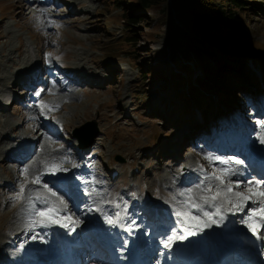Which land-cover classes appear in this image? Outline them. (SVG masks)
Listing matches in <instances>:
<instances>
[{
	"label": "rangeland",
	"instance_id": "rangeland-1",
	"mask_svg": "<svg viewBox=\"0 0 264 264\" xmlns=\"http://www.w3.org/2000/svg\"><path fill=\"white\" fill-rule=\"evenodd\" d=\"M123 1L128 3L124 9L112 0H0V102L6 110L0 111V240L6 242L14 231H21L28 225L27 200L16 202L14 199L20 184L25 182L20 172L23 167L34 159L40 164L39 161L52 156H67L75 164L83 162L80 157H74V150L66 143L65 136L68 139L74 136L84 142L93 136L86 156L94 166V173L92 177L86 176L85 181L95 183L85 185V188L95 187L97 192L90 198L84 197V203L80 199L84 189L80 194H74L68 201L67 214L73 219L88 217L87 207L94 202L105 206L114 204L122 196L125 200L120 207L125 203L134 204L135 199L146 209L149 198H153V202L174 204L173 196L182 199L179 192L196 189L203 179L193 183L190 181H194L195 176L185 178L181 174L189 166L198 164L200 150L205 148L199 140L194 142L196 147L187 146L190 141L180 142L187 125L197 131L213 132L221 138L230 123L239 120L256 128V132L253 141L243 129L236 132L238 137L248 139V143L256 146L264 144L261 142L264 127L256 123L264 124V119L250 107L261 97V94L256 97L255 94L264 92V0H247L244 3L246 10L235 11V31L231 37L223 36L221 41L199 35L177 16L173 8L170 17L158 14V11L147 13V21L131 27V33L136 36L128 38L131 36L126 32L123 14L125 9H135V0ZM209 49L231 57L227 63L232 66L233 75H226L225 80L209 81L206 92L199 85L204 78L203 65L221 66L213 59L216 54L210 53ZM40 62L44 63L40 77L29 86L23 84L22 74ZM69 68L95 77L94 81L88 78L82 84L74 83L65 74ZM218 81L220 90L214 84ZM187 82H190L188 88L184 86ZM192 85L202 92L193 95ZM23 88H31L29 90L34 94L43 89L38 103L43 100L45 104L58 105V110L47 112L45 116L49 119L45 116L37 120L22 117L19 114L22 105L6 106L5 99L18 91L24 94L23 97H30ZM49 91L55 95H50ZM220 120L224 123L222 126L217 124ZM13 125L19 126L16 132L10 128ZM38 125L44 126L43 136L31 134ZM23 135L25 142L33 145L36 152L30 156L32 160L20 162L18 170L15 160L25 148L16 144L23 140ZM45 135H50L55 143L49 144ZM36 136L40 137L36 140ZM177 140L179 142L172 145ZM186 146L188 159L187 153H183ZM230 149L235 150V147ZM177 154L179 160L174 159ZM180 155L184 159H180ZM222 156L212 157L222 159ZM6 157H11L10 161L1 162ZM240 157L237 153L234 158ZM206 165L211 169L204 167V174H211L221 167ZM64 166L71 167L72 164L65 163ZM114 168L120 170V176L110 180ZM41 169L40 164V167L36 166V172L30 171L29 179ZM135 170L136 178H133L130 174ZM69 171L77 169L69 168ZM43 179L47 182L48 175ZM187 181L188 186L183 188ZM39 187L28 185V188ZM30 194L36 193L26 191L25 198ZM80 207H85L84 211ZM108 208L114 214L115 210ZM249 209L245 207L236 225L224 220L219 227L211 226L212 230L222 240L224 238L226 244H240L238 233L244 228L241 217ZM138 219L144 218L138 216ZM205 230L199 233L203 237L207 234ZM24 237L4 245L5 249L17 252L7 257L12 264L14 258L30 249L28 244L23 245ZM44 243L47 244L43 242L37 246Z\"/></svg>",
	"mask_w": 264,
	"mask_h": 264
},
{
	"label": "snow or ice",
	"instance_id": "snow-or-ice-1",
	"mask_svg": "<svg viewBox=\"0 0 264 264\" xmlns=\"http://www.w3.org/2000/svg\"><path fill=\"white\" fill-rule=\"evenodd\" d=\"M55 87L56 84L53 82L52 88L55 89ZM42 91L43 89L36 91L35 95L39 97ZM49 94L55 95V92L49 91ZM38 107L41 115H47L49 111L58 110L59 106L45 104L41 100ZM257 123L264 127L261 121H257ZM44 138L49 144L55 143L50 135H45ZM261 142H264V137L261 138ZM53 151L59 152L60 149H54ZM205 159L210 164H218L222 167L214 169L211 174L205 173L202 182L198 184L196 189L190 188L187 191L179 192L178 196L182 199H177L176 196L172 197V200L175 201L172 216L175 219L171 220L170 223L165 222L166 226L161 233L162 238L160 240L163 249L171 250L175 242L184 241L213 225L219 227L228 213L235 215L244 212L249 202L255 207L250 208L249 212L241 217V223L257 240L264 238V178L261 180L248 179L241 186L240 182L234 183L231 180V177L238 172L235 166L243 163L241 159H217L212 156H205ZM39 163L42 165V169L37 174L32 175L30 179L29 173L30 171L36 172L37 161H32L20 170L25 182L20 184L19 192L14 198L21 202L27 200V209L31 211L27 227L34 229L36 227L48 228L52 225H59L67 229L72 225L70 231H75L83 221L73 219L67 213L69 210L68 201L73 199L75 193L81 191L80 186L75 183L78 177L76 174H59L68 173L69 169L64 167L65 163H71L73 168L77 165L72 163L67 156H52L50 159L45 157ZM216 172H219V175ZM45 175L56 177V179L46 182L43 179ZM49 183L53 187H49ZM83 183L90 185L94 184L95 181H84ZM29 184L39 185L40 187L39 189L28 188ZM53 188H56V190L54 191ZM26 191L36 194H30L25 198ZM83 191L90 197L97 192L95 187L85 188ZM246 192L247 194H245ZM65 197L68 199L66 200ZM37 202L43 207H37ZM87 211L99 212L103 216L105 224L112 228H122L129 235H132L140 227L136 224L135 219H129L126 223H121L122 219L128 215L126 206L123 216L120 212L108 215L96 202L88 206ZM144 212L145 216L151 214L150 209H145ZM37 235L39 234L34 235L32 239H36ZM253 243L255 242L253 241ZM126 245L127 240L125 239L121 247L126 249ZM161 255H163V252H161Z\"/></svg>",
	"mask_w": 264,
	"mask_h": 264
},
{
	"label": "bare ground",
	"instance_id": "bare-ground-1",
	"mask_svg": "<svg viewBox=\"0 0 264 264\" xmlns=\"http://www.w3.org/2000/svg\"><path fill=\"white\" fill-rule=\"evenodd\" d=\"M68 1V0H67ZM27 2V1H26ZM27 3H29V2H27ZM31 7H29V9H30ZM43 68H44V63L42 62V69L36 74V75H34L32 78H31V80H32V82H31V84L33 83V82H35V80L36 79H38V77H39V74H42V72H43ZM30 71V68L28 69V70H26V72H29ZM70 71H72V72H74V74L76 75V76H79V77H82L81 79H82V81L84 82V81H86L88 78H90V79H92V81H94V78L95 77H93V76H86L85 74H83V73H80L78 70H76V68H70ZM26 72L24 73V74H22V80H24V76H26ZM41 81V80H40ZM25 82H26V80H25ZM31 94V93H30ZM203 104V103H202ZM2 105V104H1ZM197 105H199L200 106V104H197ZM203 107V106H202ZM1 114H2V112H1ZM205 119L203 118V120L202 121H204ZM198 122V121H197ZM12 124V123H11ZM15 124V123H14ZM196 124H198V126H199V122L198 123H196ZM217 124L219 125V126H222L224 123H223V121H218L217 122ZM217 124H216V126H217ZM11 128V130L12 131H14V132H16V130L19 128V126H16V125H13V126H11L10 127ZM241 129H243V130H245L246 132L245 133H248V134H250V138H248V139H250V140H254V139H252V137L254 136V134L253 133H255L256 132V128H254V127H252L250 124H246V123H234L232 126H229L228 127V131H225L223 134H222V137H226V139H228V140H226V141H224L223 140V142L220 144V138H218L216 135H214V133L213 132H210V133H206V132H203V130L202 131H197V130H195L194 129V127L193 126H191V125H187L186 127H184V129H183V135L181 136V143H188L189 141V143L187 144V146L188 145H192V146H195V143L194 142H196V140H199V142H200V144L205 148L204 150H200V153H199V159H200V161H199V166L200 167H207V169L209 168V169H211V167L209 166H207L206 164H209V161L208 160H206L205 159V156H214V155H216V151H215V144L217 143H219V146H218V148L221 150V151H226V147H228V146H230L232 143H234L232 146H234L235 148H238L239 147V145L241 144V143H243L242 141H240V140H238V139H236V132H239V131H241ZM39 131H41V130H32L31 131V134H36V133H38ZM244 133V134H245ZM44 135V132L41 134V136H43ZM244 136V135H243ZM185 137V138H184ZM22 138H23V140H21V141H18L19 139H20V136H18V137H16L15 139L18 141V143L16 144V146H20V147H24V148H27V146H28V144L25 142L26 141V137H25V135H23L22 136ZM184 138V139H183ZM193 138V139H192ZM14 139V140H15ZM182 139H183V141H182ZM15 140V141H16ZM15 141H12V142H15ZM28 141V140H27ZM40 141V140H39ZM39 141L36 143V144H38L39 143ZM174 143H172V145H174V144H176L177 142H179L178 140L177 141H173ZM170 145V144H169ZM187 146L184 148V150H183V153L185 154V153H187ZM231 146V147H232ZM166 147H168V144L166 145ZM196 147V146H195ZM84 148H86L87 149V147H84ZM229 149H230V147H229ZM36 152V149L34 150H31V151H29V152H27V151H23L22 153H21V155H20V157H18V160H15V161H17L18 162V170L21 168V165H20V162L21 163H25L28 159H30V156L32 157V155L34 154ZM17 153V152H16ZM221 155H223L222 156V159H229V158H234L235 157V155H236V153H230V152H228L227 151V153H224V152H222V153H220ZM47 156H49V155H47ZM181 156V158L180 159H184V157L182 156V155H180ZM178 157H179V155L177 154V155H175L174 156V159H178ZM188 157H189V155H188V153H187V156H186V158L188 159ZM9 158L11 159V157H6V158H4V159H2L1 160V162H4L5 163V161L6 160H8V162L10 161L9 160ZM34 158V157H33ZM30 160H32V159H30ZM30 160H28V161H30ZM35 160V159H34ZM179 160V159H178ZM26 165V164H25ZM36 166L37 167H40V164H36ZM219 166H221V165H219ZM64 167H69V166H64ZM222 167V166H221ZM70 168V167H69ZM68 168V169H69ZM192 168H194L195 169V167H193L192 166ZM237 169H238V172H237V174L236 175H234V176H232L231 177V180L232 181H234V183L235 182H240L241 183V186H243V183L245 182V180H244V178H243V175H244V172H245V169L244 168H242V167H236ZM117 169V168H116ZM118 170V169H117ZM241 171V172H240ZM148 172V170L146 171V173ZM203 172H204V170H203ZM240 172V173H239ZM146 173H145V176H146ZM165 175H166V173H165ZM217 175H219V174H217ZM191 176V175H190ZM203 176H204V173H202L200 176H199V178L196 180V181H190V182H199L200 180H202L203 179ZM138 178V177H137ZM188 183H189V181L187 182V183H185L182 187L184 188V187H186V186H188ZM149 184H151V186L153 185V182H152V179H150L149 180ZM153 191L155 192V189L153 188ZM79 194L81 193V191L80 192H78ZM154 195L156 196V193H154ZM90 198V197H89ZM80 199L82 200V202L84 203V201H86V199H84V197L83 196H81L80 195ZM125 200V198L124 197H122V196H119L116 200H115V203L114 204H108V205H105V206H101L102 208H103V210H105V213H107L108 215H110V210H109V208L108 209H106L107 207H112V210H117V211H120V203L122 202V201H124ZM127 200V199H126ZM133 201V200H132ZM149 202H150V204L146 207V209H149L150 207H152L153 209H161V207L162 206H167V207H169V205L168 204H166V203H162V202H153V198H149V200H148ZM16 202H18L17 200H16ZM125 206L127 207V209H128V211H127V217L126 218H124L125 220H129V219H135V221L136 222H138L139 223V221H137L138 220V214L139 213H142L143 215L145 214V212H144V208H142V202L140 201V203L138 202V204H129V203H125ZM41 207V206H40ZM252 207H254V206H252ZM80 208H82V211H84V209H85V207H80ZM73 210L74 211H76L77 209L75 208V207H73ZM123 210H124V208H123ZM134 210H138L139 211V213H137L136 214V211H134ZM121 212V211H120ZM90 213V212H89ZM229 214V213H228ZM228 214H227V216H226V218H228ZM143 215H141V216H143ZM242 215V213H238V218L240 217ZM30 216H31V211L27 214V216H26V219H29L30 218ZM123 216V215H122ZM92 217H97V219H99V221L100 222H103L104 220H103V216L99 213V212H93V213H91V214H89V216L88 217H84L83 216V218L81 219L82 221H88V220H90L89 222H90V225L92 224ZM124 219H122V220H124ZM227 220H230V219H227ZM158 221L159 222H167V221H165L164 220V218L163 217H160L159 219H158ZM29 222V221H28ZM97 223H98V221H97ZM167 223H170V222H167ZM102 225V224H101ZM108 225L107 224H105V227H107ZM88 228V227H87ZM228 228V227H227ZM6 229H7V227H6ZM231 229V228H230ZM84 231H86V232H89L90 230L89 229H83ZM230 231V230H229ZM205 232L207 233L206 234V237H210V236H212L211 237V239H209V240H207L205 243H204V245H201L204 241H205V238H201V239H199L197 236H193L192 237V240H191V242L189 243V244H187L186 246H184V245H180L179 246V250H180V252H183V251H185V252H187L188 253V255L189 256H186L187 258L189 257V264H200V262H201V260L203 259V260H205V256L206 255H204V252L205 253H207L208 254V257L210 258V261L207 263V264H217V260L221 263V264H235V262H236V260L237 259H239V258H241V256L240 255H238L237 253V250H236V247H234V246H232V247H230L229 249L228 248H226V243L225 242H227L226 240H224V238H223V240L225 241H223L221 238H220V236H219V234L218 233H216L215 231H213L212 230V228L211 227H209V228H206V230H205ZM40 233H42L41 232V228L40 227H36V228H34V229H29L27 226H25L24 227V229L23 230H21V231H18V232H13L11 235H9V237H8V239H7V241L6 242H4V241H2V240H0V250L2 251H4V253H3V256H5V257H2V259H0V264H9V258H7V257H9V256H11L12 254H14L13 253V251H11V250H9V249H5L4 248V245H5V243H10V242H13L14 240L12 239V236L14 235V234H16V237L18 238V237H20V236H22V235H24L25 236V241H24V243L25 244H28V246H29V248L32 250V251H30V249H27V251L28 252H31V253H33L34 255H36V253H39V252H37V250H39V249H41L42 248V245H39V247L37 246L40 242H42L43 241V238L45 237V235H43V233L42 234H40ZM220 233V232H219ZM230 233V232H229ZM233 233V232H232ZM236 233V232H235ZM36 234H39V235H37V238L36 239H32V237L34 236V235H36ZM223 234V233H222ZM227 234V233H226ZM237 234V233H236ZM235 234V235H236ZM239 234V233H238ZM224 235V234H223ZM230 235H231V233H230ZM224 237H225V235H224ZM227 237V236H226ZM232 238V237H231ZM230 239V238H229ZM239 239V238H238ZM227 240H228V237H227ZM241 240V239H240ZM230 241V240H229ZM231 242V241H230ZM240 243H241V241H239ZM31 244H33V245H31ZM101 244H103V243H101ZM37 247V248H36ZM89 247H92V246H89ZM95 247V246H94ZM222 248L224 249V250H227V252L222 256V258H220V254H221V251H222ZM93 249L91 248V251H92ZM35 252V253H34ZM202 252V257L200 256V253ZM15 253H17V252H15ZM89 253H91L89 250H87L86 252H85V254H88L89 255ZM90 257V256H89ZM23 258H24V255H21L20 256V259H18L17 261V263H20V261L21 260H23ZM91 258V262L89 261V263L88 264H104V263H102V261L101 260H99V258L98 257H96V256H91L90 257ZM29 262V261H28ZM25 263H27L26 261H25ZM143 263V262H142ZM141 263V264H142ZM249 264V263H248Z\"/></svg>",
	"mask_w": 264,
	"mask_h": 264
},
{
	"label": "trees",
	"instance_id": "trees-1",
	"mask_svg": "<svg viewBox=\"0 0 264 264\" xmlns=\"http://www.w3.org/2000/svg\"><path fill=\"white\" fill-rule=\"evenodd\" d=\"M118 6L125 8L126 4L123 0H112ZM245 2L247 0H135V9L127 11L123 14L124 24H126V32H128L131 37L134 38L136 34H132L131 27L137 23H143L148 20L147 13H154L158 11V14L164 13L168 17L172 15L171 8L179 16V18L196 31L199 35L208 38L213 41H221L224 37H231L236 28V23L234 22L236 13L235 11L246 10ZM171 6V7H170ZM170 7V8H169ZM185 33V32H183ZM133 36V37H132ZM214 36V37H211ZM224 36V37H223ZM129 41V39H128ZM229 50V49H228ZM230 51V50H229ZM210 53H215L216 56L213 57L218 63H221L219 67H210V65H203L204 78L199 84L202 90L209 91L207 89V83L209 81L215 82L217 80H225L224 77L228 74H232V66L227 62L231 59L228 54L219 55L218 51L209 49ZM231 52V51H230ZM240 69L238 68V71ZM176 75V74H175ZM172 79L171 77H169ZM176 83V80L173 79ZM184 83V82H183ZM182 83V84H183ZM177 84V83H176ZM215 86L220 90L219 81ZM190 82H187L184 86L189 87ZM209 86V85H208ZM193 95L199 94L200 89L195 88L192 85ZM186 100L188 98L186 97Z\"/></svg>",
	"mask_w": 264,
	"mask_h": 264
},
{
	"label": "water",
	"instance_id": "water-1",
	"mask_svg": "<svg viewBox=\"0 0 264 264\" xmlns=\"http://www.w3.org/2000/svg\"><path fill=\"white\" fill-rule=\"evenodd\" d=\"M84 129H85V128H84ZM78 132H82V131H78ZM92 137H93V136H91L90 141H88V142L86 143V145L90 146V145L92 144V142H91Z\"/></svg>",
	"mask_w": 264,
	"mask_h": 264
}]
</instances>
